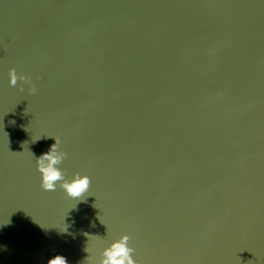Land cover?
Masks as SVG:
<instances>
[{
  "label": "water",
  "instance_id": "1",
  "mask_svg": "<svg viewBox=\"0 0 264 264\" xmlns=\"http://www.w3.org/2000/svg\"><path fill=\"white\" fill-rule=\"evenodd\" d=\"M54 138L78 198L40 187ZM121 235L136 264H264V0H0V264Z\"/></svg>",
  "mask_w": 264,
  "mask_h": 264
},
{
  "label": "clouds",
  "instance_id": "2",
  "mask_svg": "<svg viewBox=\"0 0 264 264\" xmlns=\"http://www.w3.org/2000/svg\"><path fill=\"white\" fill-rule=\"evenodd\" d=\"M7 75L9 87H15L18 79L26 82L24 76H17L15 69H9ZM33 91L34 89L29 88V93ZM54 140L55 142L46 152L35 158L40 187L44 191H55L59 187L67 198H78L88 190L90 180L86 175L79 173H74L70 179L65 178L63 171L58 167L64 159V153L58 151L59 141L56 138ZM128 242L127 235H121L118 239L112 240L102 248L98 259L93 260L92 264H136L133 259L134 250ZM48 264H67V261L63 256L56 255L48 261Z\"/></svg>",
  "mask_w": 264,
  "mask_h": 264
}]
</instances>
